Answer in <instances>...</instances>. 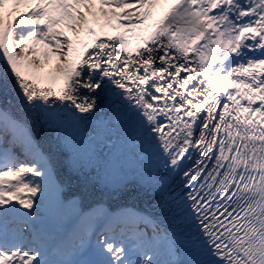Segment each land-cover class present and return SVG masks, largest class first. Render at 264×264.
I'll use <instances>...</instances> for the list:
<instances>
[{"label":"snow or ice","instance_id":"obj_1","mask_svg":"<svg viewBox=\"0 0 264 264\" xmlns=\"http://www.w3.org/2000/svg\"><path fill=\"white\" fill-rule=\"evenodd\" d=\"M0 264H264V0H0Z\"/></svg>","mask_w":264,"mask_h":264},{"label":"trees","instance_id":"obj_2","mask_svg":"<svg viewBox=\"0 0 264 264\" xmlns=\"http://www.w3.org/2000/svg\"><path fill=\"white\" fill-rule=\"evenodd\" d=\"M25 11H27V10L24 9V8L22 7V8H21V12H25ZM54 66H55V61H52L51 64H49V65H47V66L45 67L44 71H45V72L50 71V70H52V69L54 68Z\"/></svg>","mask_w":264,"mask_h":264},{"label":"bare ground","instance_id":"obj_3","mask_svg":"<svg viewBox=\"0 0 264 264\" xmlns=\"http://www.w3.org/2000/svg\"><path fill=\"white\" fill-rule=\"evenodd\" d=\"M139 205H142V204H139ZM139 205H137L136 203H133L131 206H135V207H138L139 209H143V208H140Z\"/></svg>","mask_w":264,"mask_h":264}]
</instances>
